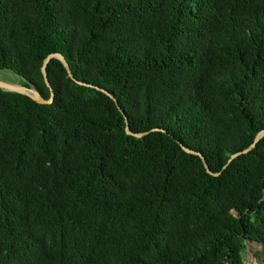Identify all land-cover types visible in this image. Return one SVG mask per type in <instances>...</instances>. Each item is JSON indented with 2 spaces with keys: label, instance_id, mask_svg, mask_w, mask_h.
<instances>
[{
  "label": "trees",
  "instance_id": "16d2710c",
  "mask_svg": "<svg viewBox=\"0 0 264 264\" xmlns=\"http://www.w3.org/2000/svg\"><path fill=\"white\" fill-rule=\"evenodd\" d=\"M0 264H264V0H0ZM181 145L200 152L201 159Z\"/></svg>",
  "mask_w": 264,
  "mask_h": 264
},
{
  "label": "water",
  "instance_id": "95a60500",
  "mask_svg": "<svg viewBox=\"0 0 264 264\" xmlns=\"http://www.w3.org/2000/svg\"><path fill=\"white\" fill-rule=\"evenodd\" d=\"M51 58H56L60 61V63L62 64V66L64 67V69L66 70V73L67 75L73 80L75 81L77 84L79 85H83V86H87V87H91V88H94L102 93H104L105 95H107L112 101H114V103L116 104L117 106V109L123 114L121 108L118 106L114 96L109 93L108 91H106L105 89L99 87V86H96V85H93V84H89V83H85V82H82V81H79V80H76L73 78L72 76V73L70 71V68L67 64V62L65 61L64 57L60 54V53H51V54H48L44 60H43V63L41 65V73H42V76H43V80H44V83L45 85L48 87L49 89V97L48 98H44L42 97L36 90L34 87H27V86H23V85H20L16 82H12V81H7V80H3V79H0V89L4 90V91H10V92H16V93H20L22 95H25L29 98H31L33 101H35L36 103H39V104H49L52 102L53 100V91H52V88L50 87V84L47 80V75H46V66L49 62V60ZM123 117H124V121H125V132L126 134H129V135H133L135 137H140L142 135V133H133L129 130V127H128V122H127V118L126 116L123 114ZM264 136V130H261L259 131L253 141L246 147L244 148L243 150L241 151H237L233 154H231L229 156V158L227 159L226 163L223 165V167H225L228 163H230V161L232 159H234L236 156L242 154V153H246L248 152L249 150H251L255 145L256 143L260 140V138H262ZM182 149L188 153H191V154H194V155H197L202 163H203V166L206 170L207 173L209 174H213V175H216L217 173L215 172H212L209 168H208V165L205 161V158L203 157V155L200 153V152H197L195 150H192L190 148H187L183 145H181Z\"/></svg>",
  "mask_w": 264,
  "mask_h": 264
},
{
  "label": "rangeland",
  "instance_id": "374dc122",
  "mask_svg": "<svg viewBox=\"0 0 264 264\" xmlns=\"http://www.w3.org/2000/svg\"><path fill=\"white\" fill-rule=\"evenodd\" d=\"M0 79L18 82L19 77L8 70L0 71ZM245 253H243L245 264H255L254 260H257V264H262L263 249L262 246L254 241H245ZM258 258V259H257Z\"/></svg>",
  "mask_w": 264,
  "mask_h": 264
},
{
  "label": "bare ground",
  "instance_id": "6f19581e",
  "mask_svg": "<svg viewBox=\"0 0 264 264\" xmlns=\"http://www.w3.org/2000/svg\"><path fill=\"white\" fill-rule=\"evenodd\" d=\"M257 259H258V258H257ZM254 262H255V264H257V260H256V259L254 260Z\"/></svg>",
  "mask_w": 264,
  "mask_h": 264
}]
</instances>
